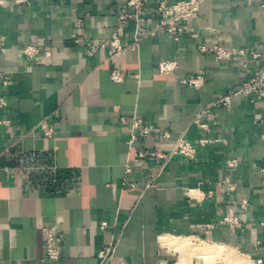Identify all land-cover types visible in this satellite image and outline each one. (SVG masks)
Masks as SVG:
<instances>
[{"label":"crops","instance_id":"0c3cea01","mask_svg":"<svg viewBox=\"0 0 264 264\" xmlns=\"http://www.w3.org/2000/svg\"><path fill=\"white\" fill-rule=\"evenodd\" d=\"M125 1L0 4V95L7 100L0 108V264H98V249L111 241L108 264H192L189 240L232 248L233 264H264L262 101L236 95L230 110L211 107L194 121L241 81L238 60L218 63L208 48L218 42L264 54V9L259 1L203 0L179 40L158 28L109 57L101 43L112 32L124 42L134 33L133 22L115 13ZM158 1L147 0V30ZM27 45L40 48L31 59L22 52ZM162 61L174 64L171 72L159 70ZM113 69L120 81L110 79ZM199 72L200 87L181 82ZM120 116L141 118L168 137H139L130 147ZM43 119L51 136L38 128ZM180 135L206 143L192 159L176 155L161 169L133 155V148L168 151ZM229 159L237 161L230 169ZM230 216L239 229L222 222ZM46 224L60 237L57 261L44 258Z\"/></svg>","mask_w":264,"mask_h":264},{"label":"built area","instance_id":"2783aa9c","mask_svg":"<svg viewBox=\"0 0 264 264\" xmlns=\"http://www.w3.org/2000/svg\"><path fill=\"white\" fill-rule=\"evenodd\" d=\"M10 1L15 4H23L28 3L29 0ZM202 1L203 0H176L171 3H167L163 0H159L153 9L158 16L157 22L154 24L152 29L147 30L143 28V22L146 20V17L150 12V9L146 6L147 0H126L124 6L118 8L115 13L118 21L133 22L134 33L131 40L124 42L115 32H112L108 40L105 41V43H101V46H106L108 56L112 57L114 54L125 48L135 49L141 36L152 35L155 29L158 28L165 30L173 40L177 41L179 40L181 34L188 29V25L183 21L198 15L199 5ZM248 1H259L260 7L264 9V0ZM0 4H2V0H0ZM4 43L5 38L3 35H0L1 52L4 51ZM208 50L212 53L213 59L218 63H226L234 59L238 60V66L241 69V81L237 86L219 95L207 106L201 107L195 115L194 121L199 122L198 120L200 115L206 113L211 107H220L225 110H230L236 95H242L251 102L261 100L262 110H264V54L247 48H239L236 51H233L223 43L218 42H214ZM39 51L40 48L31 45H27L22 49L23 55L29 59L36 56ZM158 68L163 73H169L174 68V64L162 61L158 64ZM110 79L113 81H120L122 79V75L113 69L110 72ZM8 82L9 76L4 75L2 85L6 86ZM181 82L190 87L198 88L204 82V74L199 72L195 75H189L182 79ZM6 104V98L0 95V108L5 107ZM118 120L120 123L126 124L129 127L128 139L130 147L139 137L152 135L158 139H164L168 137L169 134L167 130L158 129L153 124L146 123L141 118L135 116H120ZM199 125L203 127L206 126L205 124ZM38 128L44 136H51L53 134V126L49 125L45 119L39 122ZM136 130L138 132H136ZM205 143L206 139L201 138L193 144L186 140L183 135H180L176 139L173 147L168 151H162L159 149L136 150L133 148V155L140 158H150L156 163H159V169H161L166 162L176 155L192 159L195 155L196 145L202 146ZM236 164L237 161L235 159H229L226 161V167L228 169L233 168ZM221 182L226 186L227 192L234 190V184L227 179V177ZM148 185L149 183L147 186ZM240 206L244 208L243 203ZM222 222L227 224L231 231H235L241 227L239 219L234 216L224 217ZM261 224L264 225V219H262ZM105 226L106 222H102L99 227L103 229ZM41 241L44 249V258L48 261L59 260L61 257V245L60 237L56 232L55 225L46 224L42 227ZM114 250V241H111L99 248L96 255L98 258V264H108L113 256ZM256 263L261 264V261L257 260Z\"/></svg>","mask_w":264,"mask_h":264},{"label":"bare ground","instance_id":"6f19581e","mask_svg":"<svg viewBox=\"0 0 264 264\" xmlns=\"http://www.w3.org/2000/svg\"><path fill=\"white\" fill-rule=\"evenodd\" d=\"M198 242V241H197ZM201 246L199 247V250H197L196 252L198 253V255H210L212 261H217L219 259H224L226 260H231L230 257H232L233 260H235L236 255L233 251L232 248H224V246H220V245H214V246ZM197 248V247H196ZM232 250V251H231ZM232 253L234 254V256L232 255ZM183 264H185V262H182Z\"/></svg>","mask_w":264,"mask_h":264},{"label":"rangeland","instance_id":"374dc122","mask_svg":"<svg viewBox=\"0 0 264 264\" xmlns=\"http://www.w3.org/2000/svg\"><path fill=\"white\" fill-rule=\"evenodd\" d=\"M189 243L187 244L188 245V248L191 250L190 253L191 255L193 256V261L192 264H214L216 261H212L211 259V256L210 255H206V254H203V255H198V253L196 252L197 250H199V247L205 245L207 246V244H200L199 242L197 241H192V240H189L188 241ZM204 246V247H205ZM197 247V248H196ZM232 251V250H231ZM234 251V250H233ZM232 255L234 256V254L232 253ZM209 259V260H208ZM231 260H226L225 263L227 264H233L232 262L236 260H233L232 257H230ZM236 259V258H235ZM183 262H185V260H183ZM234 262V263H235Z\"/></svg>","mask_w":264,"mask_h":264}]
</instances>
